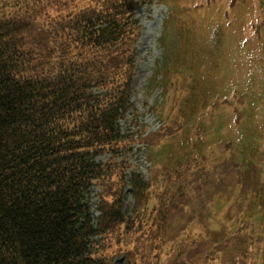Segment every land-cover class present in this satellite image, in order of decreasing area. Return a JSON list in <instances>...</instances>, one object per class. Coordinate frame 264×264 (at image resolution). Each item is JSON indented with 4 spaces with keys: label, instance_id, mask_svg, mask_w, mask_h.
Here are the masks:
<instances>
[{
    "label": "trees",
    "instance_id": "obj_1",
    "mask_svg": "<svg viewBox=\"0 0 264 264\" xmlns=\"http://www.w3.org/2000/svg\"><path fill=\"white\" fill-rule=\"evenodd\" d=\"M147 1L0 0V264H264L261 170L196 164L157 190L118 162Z\"/></svg>",
    "mask_w": 264,
    "mask_h": 264
},
{
    "label": "rangeland",
    "instance_id": "obj_2",
    "mask_svg": "<svg viewBox=\"0 0 264 264\" xmlns=\"http://www.w3.org/2000/svg\"><path fill=\"white\" fill-rule=\"evenodd\" d=\"M136 13L133 109L121 126L139 142L118 159L127 163V180L136 168L160 190L164 172L196 164L223 172L232 161L242 171L261 170L264 181V0H148ZM150 134L158 139L150 142ZM217 189L211 210L220 215L232 189ZM98 193L91 197L95 218ZM123 201L125 212L134 208L130 186Z\"/></svg>",
    "mask_w": 264,
    "mask_h": 264
}]
</instances>
